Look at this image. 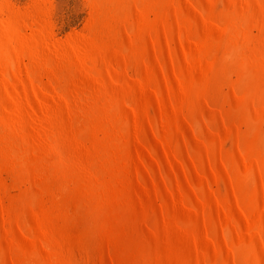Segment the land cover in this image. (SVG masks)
<instances>
[{"label": "bare ground", "instance_id": "1", "mask_svg": "<svg viewBox=\"0 0 264 264\" xmlns=\"http://www.w3.org/2000/svg\"><path fill=\"white\" fill-rule=\"evenodd\" d=\"M83 1L0 2V264H264V0Z\"/></svg>", "mask_w": 264, "mask_h": 264}, {"label": "rangeland", "instance_id": "2", "mask_svg": "<svg viewBox=\"0 0 264 264\" xmlns=\"http://www.w3.org/2000/svg\"><path fill=\"white\" fill-rule=\"evenodd\" d=\"M3 0H0V2ZM33 0H6L15 9H22ZM53 26L58 38L64 37L72 30L78 31L84 24L87 11L83 0H53ZM84 8V9H83ZM86 11V12H85ZM80 28V29H78Z\"/></svg>", "mask_w": 264, "mask_h": 264}]
</instances>
